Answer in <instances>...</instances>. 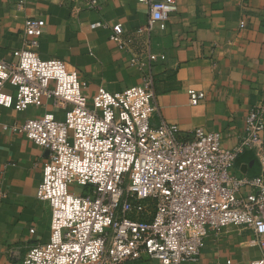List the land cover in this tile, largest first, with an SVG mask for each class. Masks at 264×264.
<instances>
[{
  "label": "built area",
  "instance_id": "built-area-1",
  "mask_svg": "<svg viewBox=\"0 0 264 264\" xmlns=\"http://www.w3.org/2000/svg\"><path fill=\"white\" fill-rule=\"evenodd\" d=\"M139 1L149 11L135 36L126 37L120 23L91 25L110 28L111 43L140 72V84L123 92L100 87L89 102L78 71L37 53L42 18L26 20L24 48L13 52L12 62L0 58V106L25 112L46 99L69 105L63 120L46 114L12 127L49 152L37 200L50 207V238L32 247L22 264H192L211 233L233 226L250 229L252 243L264 250L258 240L264 236V101L249 110L246 135L232 150L223 147L220 133L199 128L184 134L174 124H154L160 112L154 69L166 56L150 41L167 29L178 3ZM88 8L100 5L91 0ZM141 37L147 42L136 50ZM188 94L192 106L204 99L202 92ZM246 149L260 161L258 177L232 173Z\"/></svg>",
  "mask_w": 264,
  "mask_h": 264
},
{
  "label": "crops",
  "instance_id": "crops-1",
  "mask_svg": "<svg viewBox=\"0 0 264 264\" xmlns=\"http://www.w3.org/2000/svg\"><path fill=\"white\" fill-rule=\"evenodd\" d=\"M0 0V58L13 61L24 48L27 19H44L37 53L44 60H64L78 71L90 99L100 87L123 92L141 82L140 72L127 65L128 56L110 41V28L92 29L106 22L122 24L126 37L143 26L149 6L139 0ZM160 1V0H152ZM22 2V6L19 4ZM178 11L165 31H157L150 45L164 54L154 69L160 112L153 123L178 126L184 134L203 128L221 134L224 148L238 147L246 135V118L264 101V0H177ZM245 26L242 28L241 24ZM147 42L138 38L134 48ZM189 90L204 94L192 106ZM3 91L15 95L11 86ZM69 105L46 99L43 106L17 112L0 106V264H22L29 250L48 242L52 213L37 200L49 152L12 131L29 119L53 114L63 120ZM264 117V116H263ZM264 146V130L260 134ZM235 176L258 177L261 164L246 149L235 161ZM250 229L229 227L211 233L199 260L192 264H252L264 258ZM264 243V236L258 238Z\"/></svg>",
  "mask_w": 264,
  "mask_h": 264
},
{
  "label": "rangeland",
  "instance_id": "rangeland-1",
  "mask_svg": "<svg viewBox=\"0 0 264 264\" xmlns=\"http://www.w3.org/2000/svg\"><path fill=\"white\" fill-rule=\"evenodd\" d=\"M138 264H149V263H147V262H140V263H138Z\"/></svg>",
  "mask_w": 264,
  "mask_h": 264
},
{
  "label": "trees",
  "instance_id": "trees-1",
  "mask_svg": "<svg viewBox=\"0 0 264 264\" xmlns=\"http://www.w3.org/2000/svg\"><path fill=\"white\" fill-rule=\"evenodd\" d=\"M136 264H138V263H136Z\"/></svg>",
  "mask_w": 264,
  "mask_h": 264
}]
</instances>
